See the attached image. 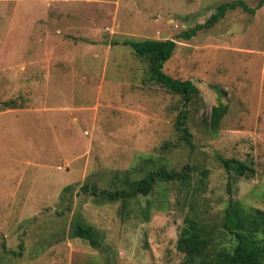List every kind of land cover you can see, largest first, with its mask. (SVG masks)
<instances>
[{"label": "rangeland", "instance_id": "374dc122", "mask_svg": "<svg viewBox=\"0 0 264 264\" xmlns=\"http://www.w3.org/2000/svg\"><path fill=\"white\" fill-rule=\"evenodd\" d=\"M232 1L0 0V112L11 114L0 117V264H181L186 218L219 227L230 198L264 211V0L178 36ZM54 2L67 13L57 24L43 18ZM147 38L175 41L162 69L193 82L187 105L123 45ZM54 65L67 75L52 77ZM8 101L49 109L16 117ZM221 158L254 172L228 173ZM183 167L184 179L126 200L81 189L128 190L126 178ZM77 224L94 227L97 246L73 235Z\"/></svg>", "mask_w": 264, "mask_h": 264}, {"label": "trees", "instance_id": "16d2710c", "mask_svg": "<svg viewBox=\"0 0 264 264\" xmlns=\"http://www.w3.org/2000/svg\"><path fill=\"white\" fill-rule=\"evenodd\" d=\"M241 7L243 10L254 13L256 8L262 6V0L255 8H250L243 1H232L222 3L217 7L209 19L203 24H197L189 28L178 36L190 39L198 30L208 28L223 16L227 9ZM123 45L129 46L135 55L147 59L150 69L155 79L173 93L181 94L185 105L197 93V89L191 80H179L166 74L162 67L166 60L170 58L175 47L173 39H152L143 40L125 39ZM12 101L4 102L5 106H11ZM224 108L215 109L212 116V124L216 126L224 113ZM188 110L184 108L177 118V125L183 131V138L191 145V135L186 127ZM224 169L230 173L234 171L237 175L253 173L254 169L249 165L234 159H220ZM186 167L179 171L150 170L142 178L137 180L125 179L129 189L120 188L114 191L98 189L91 186L88 182L81 185L84 191L90 190L92 194L101 193L109 200L118 198L126 200L136 194L146 195L159 180L174 181L184 179ZM72 186H66L64 191ZM224 220L219 227L199 222L192 218H186L176 241V248L184 253L181 264H264V211L254 209L253 214H249L234 201L229 199L228 205L224 210ZM96 230L92 225L77 224L73 230L74 236L89 240L90 244L97 246L98 242L94 237ZM230 235L231 245H227L224 239ZM2 248L6 249L4 243Z\"/></svg>", "mask_w": 264, "mask_h": 264}, {"label": "crops", "instance_id": "0c3cea01", "mask_svg": "<svg viewBox=\"0 0 264 264\" xmlns=\"http://www.w3.org/2000/svg\"><path fill=\"white\" fill-rule=\"evenodd\" d=\"M49 1V0H48ZM51 2V1H50ZM56 3L57 2H54L53 4H50L49 5V9L47 10V12L44 14V17L45 19H49V21L53 24H57L60 20H65L66 19V16H67V13H65L63 15V11L62 10H59L56 6ZM42 18V19H43ZM55 59H52V61H54ZM28 61H31L32 63H34L33 67H38L40 65V62H42V59L40 58H37V57H32L31 59H29ZM50 61H51V58H50ZM65 61V60H64ZM54 69L53 71L51 72V70H49V72H51V76L52 77H63V76H66L67 74V69H66V66L64 65L63 67L61 66H52ZM6 68H8V65L4 66V70H2V74H4L6 72ZM8 75V73H7ZM2 77H4V75H2ZM5 78V77H4ZM7 78V77H6ZM4 80H2L1 82V85L5 86V82H3ZM46 110V109H49L47 107H45L44 105H37V104H33L32 106H26V107H12V106H9L8 110L7 111H17L16 113V117L17 116H20L21 114H28L29 117L31 115H34L35 113H38L40 110ZM43 110V111H44ZM4 115H9L11 116V114H8V113H3V112H0V117L2 118V116ZM14 115V113H13ZM12 117H15L12 116Z\"/></svg>", "mask_w": 264, "mask_h": 264}]
</instances>
